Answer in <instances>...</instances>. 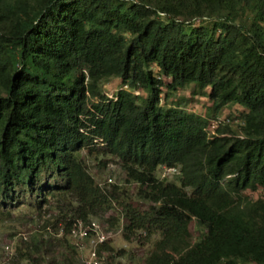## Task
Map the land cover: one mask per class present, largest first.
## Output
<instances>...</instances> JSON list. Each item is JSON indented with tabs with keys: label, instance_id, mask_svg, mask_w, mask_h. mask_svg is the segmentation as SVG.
I'll return each instance as SVG.
<instances>
[{
	"label": "trees",
	"instance_id": "trees-1",
	"mask_svg": "<svg viewBox=\"0 0 264 264\" xmlns=\"http://www.w3.org/2000/svg\"><path fill=\"white\" fill-rule=\"evenodd\" d=\"M203 18L216 20L194 23ZM110 78L120 86L108 99ZM189 84L209 89L213 114L244 109L240 135L209 136L207 117L159 104L162 87L167 98ZM82 150L115 160L133 198L114 182L99 188ZM160 167L177 168L176 183L156 179ZM257 187L264 0H0V219L50 209L66 233L117 205L124 238L158 235L143 264H264V201L232 206Z\"/></svg>",
	"mask_w": 264,
	"mask_h": 264
},
{
	"label": "rangeland",
	"instance_id": "rangeland-1",
	"mask_svg": "<svg viewBox=\"0 0 264 264\" xmlns=\"http://www.w3.org/2000/svg\"><path fill=\"white\" fill-rule=\"evenodd\" d=\"M215 20V18H203L194 23L198 26H207ZM151 70L156 73L154 68H151ZM161 79L163 83H168V79ZM119 86V79L110 78L100 84V91L104 97L109 99L114 96ZM208 90V88L203 90L189 84L165 98L163 97L165 90L162 87L159 104L165 107L178 106L186 112L207 117L208 126L206 131L209 136L212 135L217 126L219 128L225 127L228 130L224 135L225 137L233 138L240 135L244 109L237 105H226L213 114L210 111V102L206 97ZM137 94L140 98L146 96L144 92L139 90ZM224 119H227L228 123ZM215 120L220 121V123L212 126L211 122ZM96 151L99 150H94L92 155H87L86 151L82 150L79 154L87 173L93 178L94 183L101 185L106 177H110L121 189H125L127 196L131 195L130 197L133 198L136 187L124 183L125 178L117 162L111 157ZM101 160L107 161L108 166L106 165L107 167L105 166L104 169L96 166V162ZM160 173V168L156 169L154 173L155 178L158 180H160ZM165 180L176 183L175 176H170ZM257 200L264 201V187H257L253 191H243L240 199H235L232 206L233 209L239 210L246 201L252 203ZM137 205L142 211L150 204L137 203ZM114 206L102 213V216L91 217L88 220L95 221L99 225L105 237L103 244L109 251L100 249L98 251L100 245L93 248L88 244L87 239H79L77 231H75V234H71L69 231L64 233L61 221L53 224L57 218L54 210L48 209L44 213H40L41 217L36 218L22 209L11 217L5 215L3 219H0V264H25L22 256L26 255L31 256L32 259L42 261L43 264H90L94 258L90 255L91 251H94L100 264H143L144 258L152 249V244L158 239V235L156 233L148 235L144 231H137L135 236L127 234V238H124L123 227L126 220L122 213H119L121 208L117 205ZM110 218H115L113 224L107 221ZM74 229L76 230V228ZM188 231L191 242H194L198 237V233L193 227L192 221L189 224ZM37 241L49 242V247L44 246L42 248L45 255L38 256L34 254L35 248L33 245L37 244Z\"/></svg>",
	"mask_w": 264,
	"mask_h": 264
},
{
	"label": "built area",
	"instance_id": "built-area-1",
	"mask_svg": "<svg viewBox=\"0 0 264 264\" xmlns=\"http://www.w3.org/2000/svg\"><path fill=\"white\" fill-rule=\"evenodd\" d=\"M226 123H228L227 119H224ZM220 121H213L211 122V125L215 126L216 124H219ZM161 173H160V179L168 178L170 176H174L178 174L177 168H166V167H160ZM113 181L110 177H106L102 184H98L99 188H103L104 186H107L109 184H112ZM76 228V230L74 229ZM75 231H77L78 237L81 240H88V244H90L93 248L96 246H99L103 244L105 241V237L99 227V225L93 221H87V222H81V221H75L69 228V233L75 234ZM93 260L90 262V264H100V262L95 257L94 251H91L90 253Z\"/></svg>",
	"mask_w": 264,
	"mask_h": 264
}]
</instances>
